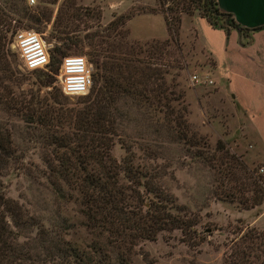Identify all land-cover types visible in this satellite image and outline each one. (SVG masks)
I'll return each instance as SVG.
<instances>
[{"label":"trees","instance_id":"1","mask_svg":"<svg viewBox=\"0 0 264 264\" xmlns=\"http://www.w3.org/2000/svg\"><path fill=\"white\" fill-rule=\"evenodd\" d=\"M42 1L56 6L54 15L46 7L31 8L25 0H4L0 4V66L1 71H8L3 49L14 33L11 31L6 41L10 20H14L9 13L36 27L49 25L45 39L52 44L48 50V69L31 72L40 73L39 85L51 90L47 96L12 98L9 107L19 111L45 149L42 173L56 211L66 203H73L77 206V220L69 222L61 218L59 223L50 221L45 225L17 201L5 196L0 186V264H132L133 247L139 241L153 240L160 231L173 229L185 235L192 231L197 220L171 212L176 207L172 196L150 172L149 161L161 158L159 151L121 140L120 108L127 100L146 104L160 114V125L174 131L176 139L197 145L202 138L190 130L182 106V113L179 110L174 113L172 101H178L181 94L174 91L175 83L164 80V69L148 66L137 56L143 52L141 47L125 41L127 30L123 25L134 14L119 15L100 28L99 14L95 12L91 18L96 19L97 29L88 32L89 24L80 17L89 16L91 9L76 6L74 0ZM157 1L160 5L167 4L162 17L168 38L155 41L144 50L150 53V59L157 53L160 56L169 42L177 47L182 13L195 12L211 28L221 29L226 35L234 29L241 47L251 43L252 30L263 27L250 30L242 26L222 12L215 0ZM79 23L84 28L79 29ZM83 46L89 48L83 53L92 65L91 85L87 95L79 96L71 104L68 96L53 92V75L62 57L77 55L69 52H80ZM115 142L124 151L119 161L111 154ZM222 148L217 141L216 150ZM137 159L142 164L136 163ZM15 161L11 136L0 128V176ZM239 161L228 167L226 164L223 176L232 174L235 166L244 172L246 166ZM254 177L260 184L252 180L257 185L252 195L246 197L241 193L242 198L236 200L243 209L264 201V177ZM232 191L231 186L226 190L229 201L235 197ZM80 232L83 238L78 235ZM222 264H264V230L249 229L231 241Z\"/></svg>","mask_w":264,"mask_h":264},{"label":"rangeland","instance_id":"2","mask_svg":"<svg viewBox=\"0 0 264 264\" xmlns=\"http://www.w3.org/2000/svg\"><path fill=\"white\" fill-rule=\"evenodd\" d=\"M3 1L0 0V4ZM25 3L35 10L37 7L51 9L52 15L56 11V6L42 0H36L35 4H28L25 0ZM74 3L92 10L89 16L80 17L89 24L88 32L97 29L96 19L91 18L95 12L99 14L100 28L119 15L134 14L130 24L131 18L123 25L127 30L125 41L141 47L143 52L137 56L148 66L164 69V80L175 83L174 91L181 94L178 101H172L174 113L177 110L182 113V106L190 130L202 138L197 145L176 139L174 131L160 125V114L146 104L127 100V104L120 108L121 140L159 151L161 158L149 161L150 172L162 189L172 196L176 207L171 212L197 220L192 231L185 235L179 229H173L160 231L153 240L139 241L133 247L131 263L222 264L231 241L249 229L264 230V201L251 209H243L236 203L242 198L241 193L246 197L252 195V190L257 187L252 180L260 184L255 175L264 177V84L259 76L262 68L255 64L260 58L246 60L245 51L251 54L253 50L237 51L238 40L234 45L223 30L222 37L217 35L216 29H211L214 33L210 36L201 30L208 43L212 42V53L218 62L216 68L213 57L198 39V35L204 39L198 23L204 27L206 21L204 18L194 19L197 16L194 12L180 14L177 47L169 42L160 56L157 53L150 59V53L144 50L155 41L168 38L162 17L167 4L160 5L157 0H74ZM147 9L154 11L148 12ZM9 15L14 20H10L6 41L11 31L19 29H30L47 39L49 25L36 27L26 19ZM78 28L84 27L79 23ZM3 50L8 71H1L0 66V128L6 129L11 136L16 161L0 176L1 189L5 196L17 201L45 225L50 221L59 223L61 218L75 222L77 206L73 203L63 205L57 210V216L55 202L42 173L45 149L33 136L31 125L23 121L19 111L9 107L12 98L47 96L51 87H41L37 79L40 73L24 70L17 54L7 45ZM87 50L89 48L83 46L80 52L71 50L69 53L86 58L92 70L83 53ZM226 58L232 61L229 70ZM53 79V92L64 95L56 85L55 75ZM79 96L82 95L68 96L70 103ZM217 141L222 144V150H216ZM111 154L117 161L123 156L124 151L118 142L113 144ZM238 160L246 166L245 171L235 166L232 174L223 176L225 165L237 164ZM136 163L142 164V161L137 159ZM259 168H262L261 172ZM229 186L233 187L232 193L235 194L233 201L226 196ZM78 235L83 238L82 233Z\"/></svg>","mask_w":264,"mask_h":264},{"label":"built area","instance_id":"3","mask_svg":"<svg viewBox=\"0 0 264 264\" xmlns=\"http://www.w3.org/2000/svg\"><path fill=\"white\" fill-rule=\"evenodd\" d=\"M26 2L29 4L28 0ZM8 48L14 51L21 63V67L27 71L45 70L47 68L49 57L48 50L51 47V43L38 33L30 29H19L14 31L7 44ZM81 55H67L60 59L57 73L55 74L56 85L60 91L66 96H76L77 94H65L64 89L70 86V82L76 81L78 78L84 77L86 86L87 79L90 78V66L85 62L84 65L68 64V59L81 58ZM84 58V57H83ZM39 61L35 67H29L30 62ZM83 68V71L78 69ZM192 80L197 81L195 76H191ZM262 171V168H259Z\"/></svg>","mask_w":264,"mask_h":264},{"label":"crops","instance_id":"4","mask_svg":"<svg viewBox=\"0 0 264 264\" xmlns=\"http://www.w3.org/2000/svg\"><path fill=\"white\" fill-rule=\"evenodd\" d=\"M215 1L217 3L218 8L222 12L230 14L231 17L236 22L241 24L242 26L250 28V30L263 26L259 30L251 31L250 38H251V43H253L252 45L250 46L247 45L245 47L236 46V50L239 52H242L243 50H248V49L253 50L251 54L245 51L246 60L251 61L253 60V57L260 58V60L255 64H259L262 68L261 71L259 72V76H262L261 80L263 81V84H264V0H215ZM197 18L200 19V17L198 16L194 17V19H197ZM131 20L132 18L128 21L129 24ZM198 25H199L198 27L200 31L203 30L207 36L208 35L210 36L212 35V33H214L212 32L213 29L207 23L205 24L204 27L201 26L199 23ZM216 31L218 32L217 35H220V37H222L221 36L223 34L222 30L216 29ZM228 36L232 40V42L234 41L236 42L238 40L237 33L234 29H231L229 31ZM198 39L201 40V42L203 41L205 48L208 50V52L210 53V55L213 57L215 61L216 68H218V62L215 59L214 54L212 53L213 52L212 42L208 43L205 36H204V39H202V37H199L198 35ZM256 41H258L259 43L256 44ZM235 42H234V45H235ZM225 60H226V63L228 64V67L226 68H228L229 70V66L230 64H232V61L228 60L227 58ZM252 75H254L255 77V72ZM229 83H230V80H229Z\"/></svg>","mask_w":264,"mask_h":264},{"label":"clouds","instance_id":"5","mask_svg":"<svg viewBox=\"0 0 264 264\" xmlns=\"http://www.w3.org/2000/svg\"><path fill=\"white\" fill-rule=\"evenodd\" d=\"M29 4H35L36 0H28ZM86 62V58H76V59H68L66 61V63L68 64H79V65H84ZM39 63V61H32L29 64V67H35V65ZM79 71H83V68L78 69ZM91 85V80L90 78L87 79V86H86V82H85V78L81 77L78 78L76 81L74 82H70V86L66 87L64 89L65 94H77V95H87L89 87Z\"/></svg>","mask_w":264,"mask_h":264}]
</instances>
